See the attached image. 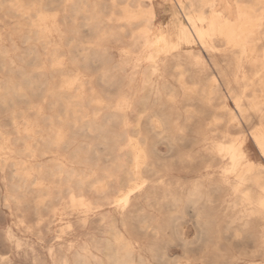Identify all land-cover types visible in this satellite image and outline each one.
<instances>
[{
    "label": "bare ground",
    "instance_id": "obj_1",
    "mask_svg": "<svg viewBox=\"0 0 264 264\" xmlns=\"http://www.w3.org/2000/svg\"><path fill=\"white\" fill-rule=\"evenodd\" d=\"M157 1L0 0V264H264V0Z\"/></svg>",
    "mask_w": 264,
    "mask_h": 264
},
{
    "label": "rangeland",
    "instance_id": "obj_2",
    "mask_svg": "<svg viewBox=\"0 0 264 264\" xmlns=\"http://www.w3.org/2000/svg\"><path fill=\"white\" fill-rule=\"evenodd\" d=\"M157 1V0H156ZM158 2V1H157ZM156 2V3H157ZM158 6V5H157ZM162 6V7H161ZM165 6H167V7H165ZM160 7V8H159ZM170 7V5L168 4V2L166 3V4H164V5H159L158 6V11H157V15H158V20H157V22H156V24L157 23H162V24H164V25H169V23H170V21H171V16H172V9H171V7ZM163 8V9H162ZM168 8V9H167ZM162 9V10H161ZM167 9V10H166ZM162 11V12H161ZM170 12V13H169ZM167 13V14H166ZM160 14H162V15H160ZM171 15V16H170ZM170 16V17H169ZM158 21H160V22H158ZM165 21H166V23H165ZM5 33H7L8 31H13L12 30V27H11V25H6L5 26ZM13 37H14V40L16 41V43L20 46V47H23V45H24V43H22V41L19 39V36H18V34H17V32H14V35H13ZM248 142H249V145H248V152L251 154V155H253V157H254V160H256L257 158H258V152H257V150H256V148H255V146H253L254 144H253V142H252V140L249 138L248 139ZM161 149H163V147H161ZM1 223H0V226L2 225V221H0ZM192 233V234H191ZM193 236V231L191 230L190 231V233L188 234V237L189 238H191ZM1 247V249H0V251H1V253H4L5 252V249L2 247V246H0ZM4 249V250H3ZM3 250V251H2ZM169 252L173 255V256H178V255H181V249L179 248V247H170L169 248Z\"/></svg>",
    "mask_w": 264,
    "mask_h": 264
}]
</instances>
